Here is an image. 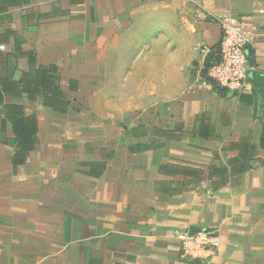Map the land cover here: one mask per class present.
Wrapping results in <instances>:
<instances>
[{"label": "crops", "instance_id": "1", "mask_svg": "<svg viewBox=\"0 0 264 264\" xmlns=\"http://www.w3.org/2000/svg\"><path fill=\"white\" fill-rule=\"evenodd\" d=\"M225 13L264 74V0H0V264H198L192 226L201 264H264V89L205 73Z\"/></svg>", "mask_w": 264, "mask_h": 264}, {"label": "built area", "instance_id": "2", "mask_svg": "<svg viewBox=\"0 0 264 264\" xmlns=\"http://www.w3.org/2000/svg\"><path fill=\"white\" fill-rule=\"evenodd\" d=\"M221 28V37L205 73L207 84L222 95H237L246 90L254 65L251 58L257 48L252 16L235 13L213 15ZM5 45H0L4 49ZM253 53V55H251ZM182 260L205 263L213 259L221 246L218 228H199L191 234L185 229L176 234Z\"/></svg>", "mask_w": 264, "mask_h": 264}, {"label": "trees", "instance_id": "3", "mask_svg": "<svg viewBox=\"0 0 264 264\" xmlns=\"http://www.w3.org/2000/svg\"><path fill=\"white\" fill-rule=\"evenodd\" d=\"M251 55H253V53H251ZM255 57V56H254ZM254 57L251 58V63L254 65ZM250 80H252L255 85L257 86H261L263 89H264V74H260L259 72L257 71H254L251 73V77H250ZM61 110V109H60ZM239 160V158H233V159H230L229 160V163L230 164H234L236 163L237 161ZM187 168L185 171L188 173L190 171V168L188 167H185ZM213 168V167H212ZM182 169L181 166L179 165H171V164H162L160 165V172L162 173H167V174H176L178 173V171ZM189 169V170H188ZM249 169V167H245L244 170H247ZM243 170V171H244ZM201 172V173H204V170L203 169H198L196 170V172ZM243 171H239V173L243 172ZM214 172L216 174H219L220 176L224 177L228 174V170L226 167H219L217 169L214 170ZM226 184V181L223 183V185ZM216 188H218V186H216ZM180 190H183V188H181Z\"/></svg>", "mask_w": 264, "mask_h": 264}, {"label": "water", "instance_id": "4", "mask_svg": "<svg viewBox=\"0 0 264 264\" xmlns=\"http://www.w3.org/2000/svg\"><path fill=\"white\" fill-rule=\"evenodd\" d=\"M198 230H199L198 227L192 226L189 231H190L191 234H193V233H195Z\"/></svg>", "mask_w": 264, "mask_h": 264}]
</instances>
